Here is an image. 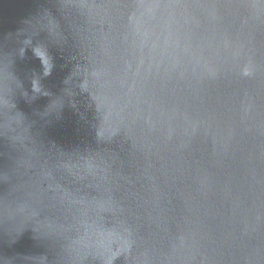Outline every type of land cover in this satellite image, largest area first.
<instances>
[{
  "label": "water",
  "instance_id": "95a60500",
  "mask_svg": "<svg viewBox=\"0 0 264 264\" xmlns=\"http://www.w3.org/2000/svg\"><path fill=\"white\" fill-rule=\"evenodd\" d=\"M0 264H264V0H0Z\"/></svg>",
  "mask_w": 264,
  "mask_h": 264
}]
</instances>
